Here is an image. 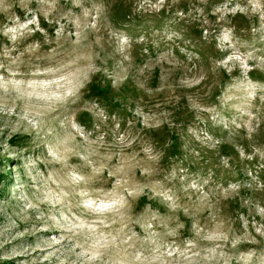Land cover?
<instances>
[{"label":"rangeland","instance_id":"obj_1","mask_svg":"<svg viewBox=\"0 0 264 264\" xmlns=\"http://www.w3.org/2000/svg\"><path fill=\"white\" fill-rule=\"evenodd\" d=\"M0 175V264H264V0H0Z\"/></svg>","mask_w":264,"mask_h":264},{"label":"trees","instance_id":"obj_2","mask_svg":"<svg viewBox=\"0 0 264 264\" xmlns=\"http://www.w3.org/2000/svg\"><path fill=\"white\" fill-rule=\"evenodd\" d=\"M175 145H177V143L175 142L174 144H173V147H175ZM4 178H2V176L0 175V182L3 180ZM153 202H151V204H152Z\"/></svg>","mask_w":264,"mask_h":264}]
</instances>
